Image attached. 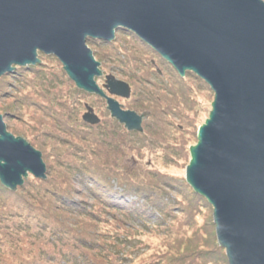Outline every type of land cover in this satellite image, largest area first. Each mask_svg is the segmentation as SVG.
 <instances>
[{"label": "water", "instance_id": "water-1", "mask_svg": "<svg viewBox=\"0 0 264 264\" xmlns=\"http://www.w3.org/2000/svg\"><path fill=\"white\" fill-rule=\"evenodd\" d=\"M136 35L184 78L193 73L214 93L209 118L190 147L186 181L213 207L229 264H264L263 0H0V78L56 57L69 79L107 101L129 132L142 115L123 110L96 83L100 63L88 41ZM109 95L130 99L129 84L106 78ZM83 121L101 123L86 106ZM42 153L8 132L0 115V182L12 191L30 175L47 179Z\"/></svg>", "mask_w": 264, "mask_h": 264}, {"label": "rangeland", "instance_id": "rangeland-1", "mask_svg": "<svg viewBox=\"0 0 264 264\" xmlns=\"http://www.w3.org/2000/svg\"><path fill=\"white\" fill-rule=\"evenodd\" d=\"M133 35L119 30L112 43L92 40L87 45L101 65L102 76L96 78L100 89L125 111L150 112L142 132H128L111 116L106 99L78 89L54 56L40 53V64L17 67L16 74L0 78V115L8 132L40 151L47 168L42 184L32 175L24 184L32 183L46 197L51 186L61 184V177L74 185L80 191L77 199L95 213L90 218L98 247L112 252V264H229L226 250L218 243L213 207L207 199L202 207L190 203L191 196L182 188H186L182 183L187 184L190 147L197 145L198 130L209 118L215 95L194 74L180 81L167 61ZM108 76L131 86L130 99L109 95L104 88ZM64 102L69 107L63 108ZM87 105L101 119L90 134L77 129ZM61 164L65 170L59 168ZM81 167L101 177L102 188L97 192L107 198L134 189L143 194L164 192L166 201H171L168 215H155L151 223L129 221L122 207L118 211L96 196H87L91 191L78 182L76 174ZM16 195L25 194L18 191Z\"/></svg>", "mask_w": 264, "mask_h": 264}, {"label": "trees", "instance_id": "trees-1", "mask_svg": "<svg viewBox=\"0 0 264 264\" xmlns=\"http://www.w3.org/2000/svg\"><path fill=\"white\" fill-rule=\"evenodd\" d=\"M133 36L140 41L136 35ZM99 43L105 45L107 42ZM14 72L12 73L16 74ZM176 73L178 79L182 81V77L177 71ZM198 79L201 80L199 77ZM62 105L63 108L69 107L66 102ZM82 121L78 122L77 129L79 131L83 130L86 131V134H90L95 130L94 126L86 125ZM66 127L69 128L67 125ZM101 145H103L102 141ZM59 168L65 170L62 164ZM78 169H82L76 171L77 177H79L78 182L91 191L87 196H96L102 202L116 206L118 211L123 208L125 212L122 215L129 221L142 222V219H145L151 223L155 215L159 217L160 213L163 216L168 215V210L171 209V201L170 203L166 201L168 196L163 195L164 192L160 195L154 192L143 194L141 190L134 189V191L125 193L114 192L110 198H107V194L103 195L97 192L102 188L101 177L91 173L89 167ZM153 176L158 178L156 174ZM157 178L153 177V180L160 181ZM33 179L39 184L46 180L35 177ZM66 182L61 177V184L56 183L51 186L48 197L44 196L43 191L30 182H25L18 189L25 194L24 196L16 195L18 191L12 192L0 182V264H112L110 259L112 252L104 251L98 247L100 244L98 233L90 218L95 216V213L88 210V207L85 206L88 205L86 202L84 205L83 200L77 199L80 191L74 188V185H67ZM187 184L182 183L186 187L182 188L188 198L191 196L190 203L193 202L198 207L205 206L206 199L192 191L191 186ZM59 185L60 188H55ZM157 187L160 189V185ZM131 196L137 197V201H129L128 198ZM173 206L175 207L174 203ZM53 215H56L55 219L52 218ZM97 218L99 217L96 216L94 221ZM70 227L74 231L65 230ZM168 250L172 251V248L169 247Z\"/></svg>", "mask_w": 264, "mask_h": 264}, {"label": "bare ground", "instance_id": "bare-ground-1", "mask_svg": "<svg viewBox=\"0 0 264 264\" xmlns=\"http://www.w3.org/2000/svg\"><path fill=\"white\" fill-rule=\"evenodd\" d=\"M128 131V130H127ZM20 187V186H19ZM6 188V187H5ZM7 189V188H6ZM8 190H10V189H8ZM10 191H12V190H10ZM12 192H16V191H12ZM204 198V197H203Z\"/></svg>", "mask_w": 264, "mask_h": 264}]
</instances>
